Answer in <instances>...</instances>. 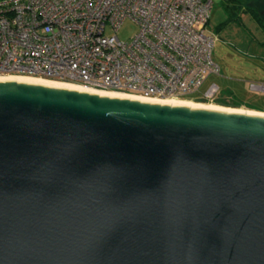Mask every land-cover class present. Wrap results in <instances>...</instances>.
Returning <instances> with one entry per match:
<instances>
[{"label": "water", "instance_id": "95a60500", "mask_svg": "<svg viewBox=\"0 0 264 264\" xmlns=\"http://www.w3.org/2000/svg\"><path fill=\"white\" fill-rule=\"evenodd\" d=\"M0 264H264V116L0 80Z\"/></svg>", "mask_w": 264, "mask_h": 264}, {"label": "built area", "instance_id": "2783aa9c", "mask_svg": "<svg viewBox=\"0 0 264 264\" xmlns=\"http://www.w3.org/2000/svg\"><path fill=\"white\" fill-rule=\"evenodd\" d=\"M210 0H0V75H29L154 100L213 101ZM136 26L121 41L120 24ZM252 92L263 84L250 83ZM195 95V97H189Z\"/></svg>", "mask_w": 264, "mask_h": 264}, {"label": "rangeland", "instance_id": "374dc122", "mask_svg": "<svg viewBox=\"0 0 264 264\" xmlns=\"http://www.w3.org/2000/svg\"><path fill=\"white\" fill-rule=\"evenodd\" d=\"M210 1L205 34L213 40L211 59L218 68V74L209 75L201 84L199 91H204L210 83H214L220 89L232 91L243 103L224 107L216 105L213 101L192 99L190 102L238 109L264 116V92H252L248 89L250 83L264 85V33L246 9H255L259 4L256 10L262 17L264 0ZM135 31V24L125 19L116 30V35L119 40L124 41L132 37ZM189 97L193 98L195 95ZM251 102L259 103L263 108L247 107L246 104Z\"/></svg>", "mask_w": 264, "mask_h": 264}, {"label": "bare ground", "instance_id": "6f19581e", "mask_svg": "<svg viewBox=\"0 0 264 264\" xmlns=\"http://www.w3.org/2000/svg\"><path fill=\"white\" fill-rule=\"evenodd\" d=\"M3 79H13V80L26 81V82L40 83V84L49 85V86L66 87V88H72V89H77V90H84V91H88V92H94V93H98V94L128 97V98L139 99V100L150 101V102H160V103H168V104H180V105H186V106L204 107V108L215 109V110L235 111V112H244V113H250V114H257V113H252V112H245V111L238 110V109L222 108V107H218V106L210 105V104L193 103V102H190L189 99H175V98H171V99H164V100H154V99H149V98L136 96V95H131V94L122 93V92L100 91V90H95L93 88L84 87L82 85H79V84H76V83H72V82L53 80V79L43 78V77H39V76L0 75V80H3ZM184 100H189V101H184ZM258 115H261V114H258ZM262 116H263V114H262Z\"/></svg>", "mask_w": 264, "mask_h": 264}, {"label": "trees", "instance_id": "16d2710c", "mask_svg": "<svg viewBox=\"0 0 264 264\" xmlns=\"http://www.w3.org/2000/svg\"><path fill=\"white\" fill-rule=\"evenodd\" d=\"M259 6V4H258ZM251 15L256 19L261 32L264 33V19H262V17L259 15L258 11L256 9H251L250 10ZM194 101H203L204 100H200V99H195ZM213 102L216 105L219 106H224V107H228V106H237L240 103H243L241 99H239L232 91L227 90V89H220L216 95V97L214 98ZM247 107L250 108H254V109H261L263 107L260 106L259 103H255V102H251L246 104ZM236 108V107H235Z\"/></svg>", "mask_w": 264, "mask_h": 264}, {"label": "crops", "instance_id": "0c3cea01", "mask_svg": "<svg viewBox=\"0 0 264 264\" xmlns=\"http://www.w3.org/2000/svg\"><path fill=\"white\" fill-rule=\"evenodd\" d=\"M246 9H247V11H248V13H249V16L252 17V15H251V13H250V10H249L248 8H246ZM256 24H257L258 28L260 29V27H259V25H258L257 22H256Z\"/></svg>", "mask_w": 264, "mask_h": 264}, {"label": "flooded vegetation", "instance_id": "af4514ba", "mask_svg": "<svg viewBox=\"0 0 264 264\" xmlns=\"http://www.w3.org/2000/svg\"><path fill=\"white\" fill-rule=\"evenodd\" d=\"M252 7H253V6H252ZM258 7H259V6H258V5H256V6H255V9H256V8H258ZM252 18H253V20H254L255 22H257V21H256V19H255L253 16H252ZM262 18H264V16H263V15H262Z\"/></svg>", "mask_w": 264, "mask_h": 264}]
</instances>
